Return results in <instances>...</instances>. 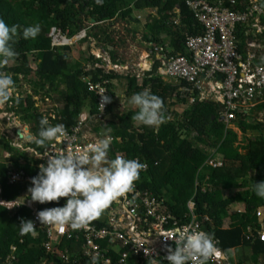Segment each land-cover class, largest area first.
Returning <instances> with one entry per match:
<instances>
[{
    "label": "trees",
    "instance_id": "1",
    "mask_svg": "<svg viewBox=\"0 0 264 264\" xmlns=\"http://www.w3.org/2000/svg\"><path fill=\"white\" fill-rule=\"evenodd\" d=\"M235 1L237 5L232 9H238L240 3L249 0ZM257 1L264 8V0ZM147 9L156 11V16L151 17L145 25V40L156 45L169 42L170 56H187L186 36L202 34L203 27L182 0H103L102 4H97L96 0H0V18L9 26H21V38L15 45L19 56L14 64H9L3 71L12 72L14 81L22 79L21 75L26 76L35 71L33 89L41 91L43 99L50 97L58 103L59 108L55 112L59 117H49L38 105L39 98L28 95L19 84H16L18 95L15 94L6 109L13 111L22 122L30 125L33 136L38 134L39 122L44 117L48 118L51 125L61 124L66 131H70L77 125L84 107L90 105V113L96 111V96L89 91L84 81L85 77H89L94 82H108L111 99L108 112L112 114L115 97L112 81L122 76L116 71L107 72L100 68L104 62L95 59L91 53L89 57L73 59L72 46H53L50 32L53 27H58L64 33L68 32L69 38H72L86 28L87 35L83 41L95 38L107 48L115 47L117 43L110 31L114 23L119 19L126 22L134 20L135 12ZM90 17L96 23L86 26L84 23L86 20L90 21ZM135 22L139 23V20L135 19ZM35 23L41 25L39 36L34 40L23 39L22 29ZM261 23L264 26V20ZM256 37L264 44V29ZM250 38L252 35L249 25L236 27L237 47L243 58L246 57L245 46ZM108 52L113 64L117 65V51L112 49ZM33 62L37 66L35 70ZM160 65L155 62L152 70L146 73L141 86L138 85L136 75L130 74L126 79L128 95L148 89L163 99L167 116L165 123L159 127H137L131 119L137 109L125 112L116 121L107 122L103 127L96 125L93 130L101 133V139L110 135L116 138L110 145V159H114L120 152L125 154L126 159L138 158L148 164V170L140 173L137 186L142 191L164 197L170 211L180 222L191 220L187 216V204L192 201L200 218L207 215L213 220V226L207 227L220 240L223 250L250 248L252 254L243 256L239 264H259L260 257L264 255V243L259 239L248 240L246 231L248 227L261 229L262 224L264 225V219L261 221L257 215L258 209H264V199L257 197L252 189L256 181H264V102L252 109L250 115L237 114V119L232 124L241 132L240 139L237 131L226 128L218 121L223 110L220 102L199 100L196 89L192 93L180 92V88L188 86L191 89V86L183 81L176 85L165 81L158 72ZM191 97L194 102L179 112L177 107L180 104L186 105ZM17 98H24L26 104H18ZM11 102L12 105H9ZM174 107L175 110H171ZM2 111L0 108V113ZM252 114L262 115L263 121L257 118L247 121ZM171 115L173 120L169 119ZM109 128L110 132L107 131ZM2 138L3 148L12 153L10 159L0 162L2 197L15 200L26 187L11 184L8 170L13 167L23 168L33 178L39 174V167L37 160L29 158L25 151L12 145L6 135L3 134ZM48 144L40 146L34 141L30 143L41 151ZM213 156H220L225 162L224 166L216 169L208 166L206 162ZM21 158L24 159L23 162H20ZM226 191L233 193L225 197ZM66 202L61 198L58 203H38L43 210L63 207ZM235 203L244 204L245 208L242 212L230 215V207ZM21 218L33 221L31 210L22 206L11 216L6 208L0 206V257L7 256L11 247L16 246V264H39L42 259L48 258L42 247L46 237L44 234H39L37 238L31 234L22 236L19 229ZM227 218L231 219V225L224 229ZM95 223L103 225L97 220L90 224ZM63 246H68L74 253L80 249L72 241L64 242ZM75 260L82 259L76 256Z\"/></svg>",
    "mask_w": 264,
    "mask_h": 264
},
{
    "label": "built area",
    "instance_id": "2",
    "mask_svg": "<svg viewBox=\"0 0 264 264\" xmlns=\"http://www.w3.org/2000/svg\"><path fill=\"white\" fill-rule=\"evenodd\" d=\"M182 1L203 27V32L195 36H186L185 48L188 56L176 55L166 59L161 68L162 75L175 81H183L192 89L199 90L201 99L204 83L211 85L215 95L213 100L223 105L218 121L226 128H232L238 113L240 115L247 113L246 110H252L264 102V58H259L255 51H250L243 58L238 51L236 39V27L249 25L252 38L247 45L249 48H256L253 38L264 29L261 23L264 20V8L257 0L240 3L238 9H232L237 5L235 0ZM86 30H80L78 38H84L87 35ZM50 35L53 46L69 44L63 41L65 38L70 40L69 37L58 27H53ZM218 76L221 77L220 80L217 79ZM107 84L106 81L94 82L87 78L89 91L96 96V111L90 113V110H84L78 118L77 125L66 131L65 136L53 140L44 152L35 150L33 153L39 160V166L46 165V155L63 151L73 153L90 151L88 146L100 140V137L95 141L84 140L82 134L87 126L103 127L107 123L110 103L105 104L104 108L100 105L103 96L110 97ZM193 102V98L189 99L190 104ZM51 116L56 117L55 114ZM110 137L113 143L116 138ZM17 145L22 147L21 143ZM224 163L220 156L210 157L206 162L215 169L223 167ZM144 164L147 165L144 171H147L148 164ZM9 176L12 183L30 179L24 169L12 170ZM0 205L12 209L20 204L7 201L0 196ZM187 207L189 210L187 216L191 217V220L182 223L170 211L164 197L150 191H142L136 183L133 191L114 201L105 210V214H102L104 216L97 219L102 226L95 223L79 230L65 227L61 231L56 225H41L37 219L39 210L34 211L33 217L36 228L47 232L50 253L64 241H72L73 245L81 246L83 258L88 264H91L93 255L98 257V264H149L151 258H155L157 264H168L165 259L167 249L176 247L178 232L199 230L210 233L207 226H213V220L209 216L204 215L200 218L196 214L192 201L188 202ZM257 215L263 220L264 209H258ZM246 235L248 240L259 239L264 243V227L261 229L248 227ZM216 241L222 255L210 259L208 264H232L220 247L219 239L216 238ZM14 251L16 252V249ZM59 258L69 262L68 255L63 254ZM14 261V257H8L3 262L0 261V264H13Z\"/></svg>",
    "mask_w": 264,
    "mask_h": 264
},
{
    "label": "clouds",
    "instance_id": "3",
    "mask_svg": "<svg viewBox=\"0 0 264 264\" xmlns=\"http://www.w3.org/2000/svg\"><path fill=\"white\" fill-rule=\"evenodd\" d=\"M102 4L103 0H96ZM84 29V28H83ZM41 32V25L35 23L22 29V38L36 39ZM21 38V26H9L0 18V106L12 101L16 94L13 75L3 69L18 58L15 45ZM71 39V38H69ZM18 99V98H17ZM110 97L103 96L101 107L110 103ZM129 103L138 111L131 117L134 123L144 126H158L166 122V109L163 99L150 90L131 96ZM38 134L32 137L35 144L44 146L66 135L63 125H51L44 117L39 122ZM111 131V128L107 130ZM111 137L105 136L97 143L89 145V150L82 153L63 151L47 156V163L39 166V174L31 179L28 189L32 202L40 204L59 202L67 198L63 207L46 208L37 213L41 225H56L61 231L65 227L73 230L86 228L99 219L111 204L134 190L140 180V173L147 165L139 159H126L117 154L109 158ZM255 195L264 199V181L252 186ZM22 236H36L34 221L21 218L19 224ZM176 247L167 249L165 259L168 264H208L209 260L222 255L212 233L199 230L180 231L176 234ZM91 264H98V257H91ZM149 264H157L155 258Z\"/></svg>",
    "mask_w": 264,
    "mask_h": 264
},
{
    "label": "crops",
    "instance_id": "4",
    "mask_svg": "<svg viewBox=\"0 0 264 264\" xmlns=\"http://www.w3.org/2000/svg\"><path fill=\"white\" fill-rule=\"evenodd\" d=\"M140 12H143V11H140ZM145 12H147V13H149L150 15H149V18H148V20L146 21V23H144V25H143V27H144V32H143V39H144V41H146L145 40V38H144V35H145V32H146V30H145V25L147 24V22H149L150 20H151V17H153V16H156V11H154V10H151V9H147V10H145ZM119 20H121V19H119ZM119 20H117L115 23H117V24H119ZM131 22V21H130ZM140 22V21H139ZM115 23H114V25H115ZM177 23V20H175V24ZM114 25L110 28V30L112 31V29L113 28H115L114 27ZM140 25V24H139ZM131 32V31H130ZM254 40H256L257 39V37H255V38H253ZM258 40V39H257ZM80 41V40H79ZM92 41H97V39H95V38H92ZM251 41V39H249V41L248 42H250ZM247 42V43H248ZM99 43V42H98ZM146 43H148L149 44V47H148V49H146V50H143L142 52H141V54H140V59L141 60H136V59H133V57H131V60H128V61H121V60H119L118 58V64L117 65H121V66H123V67H125L126 66V64L127 65H129V67L130 66H132L133 64H137V66L138 67H136L137 68V71H135L134 73H127V74H124V72H121V71H116V70H114L113 68H110L111 69V71H116L117 73H119L121 76H122V78H118V79H115V80H113L112 81V83H113V85H114V94H115V97L113 98V112H112V114H109V116H108V121L107 122H111V121H116L117 120V118L118 117H116V116H114L115 114H114V109H115V107L117 106L118 107V104L117 105H115L114 106V102L116 101L115 99H118L120 96L117 94V92H116V89H117V87H116V85H115V81H120L121 79H124V80H126V89L124 90V92L126 93V96L128 97L125 101H124V103H123V107H122V109H119V111H121V113H120V115H122V114H124L125 112H128V111H131V110H137L136 108H134L130 103H129V100L128 99H130L131 98V96L132 95H128V80L126 79V77L128 76V75H136L137 76V78H138V85L139 86H141L142 85V83H143V79H144V77H145V75H146V73L147 72H150L151 70H152V68H153V65L155 64V62L157 61V62H159L161 65H160V67H159V74L163 77V79L165 80V81H167V82H170V83H173V84H180L181 82H179V81H175L174 79H172V78H169V77H167V76H163L162 75V71H161V68L163 67V65H164V62H165V60L166 59H168V58H170V57H172V56H170V53H171V47H170V45H169V42H167V43H165L164 45H156V44H153V43H150V42H147L146 41ZM247 43H246V46H245V49H246V55H247V53H249L250 52V50L249 49H247ZM93 44V43H92ZM99 45H101V47L103 48V50L108 54L109 52V50H112V49H116V47L117 46H115V47H105V45H103V44H99ZM257 45V44H256ZM258 47H259V45H257ZM95 46L92 48V50H93V52H95ZM99 50H101V49H99ZM98 50V51H99ZM186 51H187V49H186ZM256 52V51H255ZM94 55V54H93ZM178 55H180V54H178ZM256 55H257V53H256ZM187 56H188V52H187ZM257 56H259V55H257ZM94 57H95V59H101V58H97L95 55H94ZM108 57H110L111 58V55H110V53L108 54ZM259 58H260V56H259ZM102 60V59H101ZM111 60H112V58H111ZM103 62H104V64H102V65H105V66H107L106 65V62L104 61V60H102ZM140 61V62H139ZM113 62V61H112ZM138 62V63H137ZM126 63V64H125ZM124 64H125V66H124ZM115 65V64H114ZM144 66H146V67H144ZM108 67V66H107ZM127 69V68H126ZM128 70H129V68H128ZM127 70V71H128ZM22 77H24L23 75H22ZM87 78H89V77H85L84 78V81L87 83ZM166 78H169V79H171V80H173V81H168ZM89 79H91V78H89ZM92 80V79H91ZM18 81H16L15 83H17ZM187 84V83H186ZM188 85V84H187ZM204 85L205 86H207V88H209L208 90H209V92H210V95H207V96H213V98L212 99H206L205 97H204V92L206 91H204L203 90V96H202V99H201V97H200V94H199V100H213V99H215V95H214V93H213V89H212V87H211V85H209V84H207V83H204ZM16 87H17V85H16ZM204 88V87H203ZM188 89V90H187ZM17 90H18V87H17ZM180 90V92H182V93H186V92H190V93H192V90H194V89H192V87H191V89L188 87V86H186V87H182V88H180L179 89ZM197 90V89H196ZM198 91V93H199V90H197ZM36 92V91H35ZM123 92V91H122ZM38 93V92H37ZM37 93H35V94H37ZM123 94V93H122ZM209 94V93H208ZM16 95H18V91H16ZM37 98H39V97H37ZM192 98V97H191ZM21 99H24V98H21ZM21 99H18L17 101H21ZM40 99V98H39ZM51 100H50V102L49 103H51V104H49V103H44V105H42V102L40 101L39 103H38V105L40 106V108L49 116V117H51V115H53L54 113H55V115H56V117L58 116L59 117V115H58V113L57 112H55V110L56 109H58L59 108V105H58V103H57V105H53V99L52 98H50ZM41 100V99H40ZM43 100V99H42ZM24 102V101H23ZM23 102L20 104V105H25V103L23 104ZM117 103V102H116ZM9 105H12V102L9 104ZM181 106H183V105H185V104H180ZM189 105H190V103H189ZM3 106H5V109H6V107H7V104H5V105H2V106H0V108L4 111V112H10V115H11V113H13L15 116H17L13 111H8L7 109L6 110H4L3 109ZM186 106H187V104H186ZM90 105H87L86 107H84L83 108V110H82V112L85 110V111H88V110H90ZM119 108V107H118ZM171 110H175V109H172L171 108ZM246 110V109H245ZM3 111L0 113V121L2 120V118L5 116L4 114H2L3 113ZM251 111L252 110H246V112L247 113H242V114H244V115H250V113H251ZM113 115V116H112ZM119 115V116H120ZM18 117V116H17ZM19 119V118H18ZM169 119L170 120H173L174 119V117H173V115H171L170 117H169ZM20 120V119H19ZM141 124H138V123H136V126L137 127H139ZM160 125H158V126H156V127H159ZM232 126L234 127V125L232 124ZM95 127H90V126H87L86 127V129H85V131L83 132V134H82V139L84 138V140H93V141H95V140H97V137H100V139H101V133H97V132H95L93 129H94ZM234 128H236V127H234ZM18 129H20L21 130V133H22V136H20L19 134H18ZM239 130V129H238ZM18 134V136H15V134ZM2 135H3V133H1L0 132V141L2 142V140H3V138H2ZM5 135V134H4ZM14 137H11L9 134H6V137L8 138V139H10V141H11V144L12 145H14L15 147H18L20 150H22V151H25L26 152V154L28 155V157L29 158H34L35 160H37V166L39 167V160L36 158V156H35V154L33 153L35 150H37V151H41L40 149H36L35 147H33V146H31L30 145V143H31V141H33L32 140V137H33V134L31 133V130H30V125H28V124H26V123H24V122H22L21 120L19 121V125L17 126V128H15V132H14V134H12ZM110 136H112V135H110ZM13 139V140H12ZM52 142V141H51ZM51 142H49V144H48V146L50 145V143ZM17 143H21L22 144V147H20V146H18L17 145ZM1 147H2V150H3V153H2V159H0V162L1 161H4V160H6V159H10L11 158V156H12V153L10 152V151H7V150H5L4 148H3V146H2V143H1V145H0ZM46 149V148H45ZM45 150H43L42 152H44ZM1 153V152H0ZM118 154H122V155H125L124 153H118ZM24 161V159L23 158H21L20 159V162H23ZM21 169H23V168H21ZM12 170H19V168H10L9 170H8V176H9V172L10 171H12ZM25 170V169H24ZM26 171V170H25ZM27 173V172H26ZM27 176H29L30 177V179L29 180H25V181H21V182H16V183H12L11 181H10V176H9V182L11 183V184H22V185H24L26 188H25V190L21 193V196L20 197H18V198H16L15 200H7V201H10V202H19V206H16V207H14V208H12V209H8V208H6V207H4V208H6L7 209V211H8V213H9V215H14L15 213H16V211L20 208V207H22V206H25V207H27V208H29L30 210H31V212H32V219H33V221H34V217H33V213H34V211L35 210H39V211H41V209L39 208V203L38 202H32L31 201V197H30V193L28 192V189L30 188V187H32V184H31V179H32V177H31V175H29L28 173H27ZM0 196L2 197V188H1V186H0ZM3 198V197H2ZM4 199V198H3ZM233 205H235V207L234 208H238V210H237V212H242L243 210H244V208H245V205L244 204H240V203H235V204H233ZM1 206V205H0ZM232 206V205H231ZM3 207V206H2ZM46 209V208H45ZM44 210V209H43ZM105 214V213H104ZM229 214L231 215V214H234V213H231L230 211H229ZM102 216H104V215H102ZM262 221V220H261ZM230 225H231V219L230 218H227L226 220H225V224H224V229H228L229 227H230ZM263 225V224H262ZM264 227V225L262 226V228ZM36 232H37V234H36V236H33L34 238H37V236L39 235V234H44L45 235V237H46V239H45V243H43V245H42V247L44 248V250L46 251V255L48 256V258H44V259H42L41 261H40V263L39 264H88L85 260H84V258H83V255H82V250H81V246H80V249L78 250V251H76L75 253H74V251L72 250V249H69L68 248V246L67 247H65V246H63V244H64V242H66V241H64L63 242V244H61L60 246H58L57 248L56 247H54L53 249V252L52 253H50L49 252V250H48V245H49V239H48V235H47V232H45L44 230H41V231H39L37 228H36ZM247 232V231H246ZM255 234H257V233H255ZM256 236V235H255ZM246 237H247V235H246ZM252 240V239H251ZM256 240V239H255ZM220 241V240H219ZM22 243V242H21ZM75 246H77V245H75ZM14 249H16V252L14 251ZM248 250H250V254H243V255H241V257L238 259V260H230L229 259V256L227 255V252L228 251H225V253H226V255H227V257H228V260L230 261V262H232V264H239L240 262H239V260L243 257V256H250L251 254H252V252H251V249L250 248H247ZM233 250V249H232ZM231 251V250H230ZM25 253H27V251L25 252ZM63 254H65V255H68L69 256V262L67 263V262H65V261H63V260H61L60 258H59V256L60 255H63ZM76 256H80L81 257V261H84V263H82L80 260H75L74 261V259H76ZM8 257H14L15 258V261H14V263L13 264H16L17 262H18V247H16V246H12L11 247V249H10V252L7 254V256H5V257H0V261L1 262H3L4 260H6ZM55 257V258H54ZM86 262V263H85ZM242 264H252L251 262H243Z\"/></svg>",
    "mask_w": 264,
    "mask_h": 264
},
{
    "label": "rangeland",
    "instance_id": "5",
    "mask_svg": "<svg viewBox=\"0 0 264 264\" xmlns=\"http://www.w3.org/2000/svg\"><path fill=\"white\" fill-rule=\"evenodd\" d=\"M149 15L150 14L145 12V11L135 12L133 14L134 20H131V22L119 20V24L115 23V25H114L115 28H113L112 31L110 30L111 32H113L115 41L117 43V47H116L115 51H117V58L119 60L125 62L128 60H131V57H133V59H136V60H141L140 59L141 52L143 50L148 49V47H149V44L146 43V41H144V39H143V32H144L143 25L148 20ZM135 19H138L140 22L139 23L135 22ZM84 24L86 26H89V25L93 24V22L86 20ZM83 30H86V28H84ZM86 32H87V30H86ZM66 34L68 37L70 36L68 34V32ZM77 35L72 37L71 40L69 41V44L73 48V57H72L73 59L77 60V59L81 58L82 56L89 57L90 53H91L92 55L94 54L97 58H101L102 60H104L108 67L113 68L116 71L124 72V74H127L128 72L134 73L135 71H137V68H136V67H138L137 64H133L130 67L126 63H125L126 66L124 64L125 67H123L121 65H114L111 58L108 57L109 53L107 54L103 50L101 45H99L98 41H92V38L89 39L88 41H83V38H80V37L78 38ZM254 42H255V44L259 45V47L256 46V48H249L247 45V49H249L250 51H256L257 55H259L260 58H262V57L264 58V44H262L257 39L254 40ZM94 46L96 47L95 52H93V50H92V48ZM99 49H101V50H99ZM14 63H11V64H14ZM116 66H118V67H116ZM36 68H37L36 63L33 62V69L35 70ZM128 68H129V70H128ZM10 73H12V72H10ZM35 78H36V73H35V71H32V73L27 74L26 76L22 77V79L21 78L18 79L17 80L18 82L15 84L21 85L22 88L24 90H26L28 95H34L35 97H39L41 100L39 99L38 103L40 101L42 102V105H44V103H49L51 100L50 97H46V98H49V100L47 101L46 99H43L44 96H43V93L41 91H39L37 93L33 89V79H35ZM166 79L168 81H173L169 78H166ZM115 85L117 87V89H116L117 94L119 96L121 95L118 99H115L116 101L114 102V106L118 104V107H119V108L117 106L115 107V109H114L115 115L114 116L118 117L121 113V111H119V109H122L124 101L128 98L126 96V93L124 92V90L126 89V80H124V79H121L120 81L117 80V81H115ZM203 87H204L203 90L204 91L206 90L204 92V97L206 99H212L213 96H210V97L207 96V95H210V92L208 90L209 88H207V86H205V85ZM16 91H17V87H16ZM35 93H37V94H35ZM128 100H130V99H128ZM22 102H23V104L24 103L26 104L25 99H21V101H17L18 104H21ZM49 104H51V103H49ZM53 105H57V102H55L54 100H53ZM187 105H189V101H188ZM185 108H186V105H183V106L179 105L177 107V110L179 112H181V110L185 109ZM3 109L6 110L5 106H3ZM173 109H175V107ZM2 114H4V115L6 114L7 116L5 115V117H3L2 120L0 121V132L5 134V135L9 134L11 137H14L12 134H14L15 128H17V126L19 125V121H20L18 119L19 117L15 116L13 113H11V115H10V113L4 112V111ZM250 117L251 118L247 119V121H252V120H255L256 118L259 121H263L262 115L252 114ZM232 128L239 133L240 139H241V137H242L241 132L237 128H234L233 126H232ZM251 134H254V133H251ZM251 134L249 133V135H251ZM1 143L2 142L0 141V145H1ZM0 152H1L0 153V159H2L3 158L2 157L3 156L2 155L3 150H2L1 146H0ZM232 193H233V191L232 192L226 191L224 194H225V197H228ZM234 207H235V205H232L230 207L231 213L237 212L238 208L236 209ZM243 254H250V250L242 249V248H238V249L236 248V249H233V250L227 252V255L229 256L230 260H238L241 257V255H243ZM259 264H264V255L260 257Z\"/></svg>",
    "mask_w": 264,
    "mask_h": 264
},
{
    "label": "water",
    "instance_id": "6",
    "mask_svg": "<svg viewBox=\"0 0 264 264\" xmlns=\"http://www.w3.org/2000/svg\"><path fill=\"white\" fill-rule=\"evenodd\" d=\"M90 21L93 22V24L96 23V20L94 18H92V17H90ZM100 68L105 69L107 72H110L111 71V69L109 67L105 66V65H100ZM220 78H221L220 76L217 77L218 80H220ZM212 120H214V117H212ZM17 132H18V134L20 136H22V133H21V130L20 129H18Z\"/></svg>",
    "mask_w": 264,
    "mask_h": 264
},
{
    "label": "bare ground",
    "instance_id": "7",
    "mask_svg": "<svg viewBox=\"0 0 264 264\" xmlns=\"http://www.w3.org/2000/svg\"><path fill=\"white\" fill-rule=\"evenodd\" d=\"M70 40H67V38L63 39L64 42H69ZM144 67H146V66H144Z\"/></svg>",
    "mask_w": 264,
    "mask_h": 264
},
{
    "label": "flooded vegetation",
    "instance_id": "8",
    "mask_svg": "<svg viewBox=\"0 0 264 264\" xmlns=\"http://www.w3.org/2000/svg\"><path fill=\"white\" fill-rule=\"evenodd\" d=\"M22 76V75H21Z\"/></svg>",
    "mask_w": 264,
    "mask_h": 264
}]
</instances>
